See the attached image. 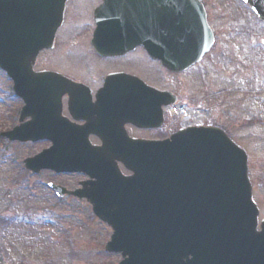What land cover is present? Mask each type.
Listing matches in <instances>:
<instances>
[{
    "label": "water",
    "instance_id": "95a60500",
    "mask_svg": "<svg viewBox=\"0 0 264 264\" xmlns=\"http://www.w3.org/2000/svg\"><path fill=\"white\" fill-rule=\"evenodd\" d=\"M66 1L0 0V69L26 103L34 94H51V100L59 101L63 87L76 86L58 74L33 71L40 52L54 46ZM106 3L105 18L120 28L115 36L128 39L130 47L145 46L172 72L201 61L213 45L206 13L196 0ZM261 5L255 11L264 20ZM143 86L142 99L148 102L141 115L136 106L128 116L140 128L148 126L132 117L160 122L161 106L174 103L171 95ZM29 109L22 111L21 121L33 117L27 114ZM31 124L4 137L28 142L51 133L37 121ZM76 135L61 143L51 138L53 147L25 160L26 169L35 174L77 172L91 178L74 192L50 187L59 197L74 196L92 205L94 214L114 231L106 251L122 254L120 264H264V220L259 231L248 158L225 132L188 129L163 142L128 138L123 147L101 149L90 147L88 132ZM119 164L132 176L124 177Z\"/></svg>",
    "mask_w": 264,
    "mask_h": 264
},
{
    "label": "rangeland",
    "instance_id": "374dc122",
    "mask_svg": "<svg viewBox=\"0 0 264 264\" xmlns=\"http://www.w3.org/2000/svg\"><path fill=\"white\" fill-rule=\"evenodd\" d=\"M206 2L219 36L217 50H221L216 60L218 65L214 64L220 68H212L208 63L205 66L208 70L204 86L210 93L220 92L214 96L220 107H213L214 104L210 103L206 123L223 129L247 152L254 201L262 221L264 48L253 47L254 42L251 44L246 37L235 42L239 28L250 20L249 11L241 0ZM263 36L261 32L256 37ZM251 49L257 53L255 56L252 52L251 57ZM49 59H43L40 68L52 66L63 70L61 56H51L56 62H48ZM162 71H155L160 78L154 86L163 89L174 87L173 80ZM181 95L186 97L187 93ZM18 104L19 100L12 97V82L0 70V134L15 125L13 116ZM180 123L177 120L176 131ZM137 136L157 137L159 134L138 133ZM43 148L41 143L19 145L0 138V264H120V254L105 252L113 232L96 218L92 206L83 200H59L48 188L49 183L68 185L69 178L51 173L35 176L24 170V159L37 155ZM85 179L79 176L81 182Z\"/></svg>",
    "mask_w": 264,
    "mask_h": 264
},
{
    "label": "flooded vegetation",
    "instance_id": "af4514ba",
    "mask_svg": "<svg viewBox=\"0 0 264 264\" xmlns=\"http://www.w3.org/2000/svg\"><path fill=\"white\" fill-rule=\"evenodd\" d=\"M258 1L255 0L252 3L251 0L246 2L241 0V4L249 11L250 20L248 19L247 24L239 28L235 42L240 41L241 37H246V40L251 44L254 42L253 47L264 48L262 45L264 36L259 39L256 37L261 32L264 34V21L260 20L255 13L259 3L264 5V0ZM200 2L206 11L207 22L214 34L215 44L210 53L204 56L200 63L183 72L176 73L167 70L160 62L154 60L145 49V46L130 47L128 39L115 36L120 34V28L117 24L105 18L106 0H67L62 23L56 33L54 47L46 49L40 54L35 72L59 74L71 80L76 86L73 88L63 87L64 92L60 93L59 101L51 100L54 96L51 94L32 95L33 103L27 114L31 113L33 117L29 116L24 121H21L20 114L26 107V103L18 99L15 93H12L13 99L19 100L18 107L14 110L13 122H15V125L12 129L18 125L34 124L37 121V125L41 124L42 129L51 132L42 141L14 144L41 143L44 145L42 150L44 151L53 146L51 138L70 139L71 137H77L76 133L79 132H88L89 135L86 136V139L90 147L96 149L123 147L126 145L125 140L128 138L148 141L166 140L179 129L177 131L175 129L179 119L172 117L168 107H161L163 123L160 129L142 130L136 127V123L129 120V113L135 112V109H129V106H143V103L137 101L144 95L141 82L159 92L172 94L174 103L185 105L189 112L198 113L200 116L205 117L207 121V114L211 110L210 103L214 104L213 107H220L218 102L215 101L216 98H214L220 92L213 91V93H210L208 88L204 86L207 84L205 73L208 70L205 66L208 63L212 68L219 69L220 67L215 65H218L216 60L220 57L221 50H217L219 36L211 19L212 12L210 15L206 0H200ZM257 26H259V29H257ZM113 50L117 53H108ZM216 52L218 54L215 58ZM252 52L254 54L253 49L250 51L251 57ZM55 54L62 57V71L52 68V66L50 68H40L39 65L43 59L50 58L48 62H56V60L51 59V56ZM235 60H238V58ZM58 63L60 64V61ZM236 64H239V62H236ZM155 71H162L167 74L173 80L172 85L174 87L163 89L154 86L160 78V75L156 74ZM155 75L156 77L153 78ZM216 85L218 84L216 83ZM186 93V97L181 95ZM138 111L141 112L142 109ZM134 120H137V124L142 125L154 126L159 123V120L155 118ZM138 133H156L159 136L143 137L137 136ZM78 138H80V134ZM42 173H51L55 176L69 178L71 180L70 184H58L69 190L80 188V175H56L49 171ZM64 199L76 201L74 198ZM2 224L6 225L7 222H2Z\"/></svg>",
    "mask_w": 264,
    "mask_h": 264
},
{
    "label": "bare ground",
    "instance_id": "6f19581e",
    "mask_svg": "<svg viewBox=\"0 0 264 264\" xmlns=\"http://www.w3.org/2000/svg\"><path fill=\"white\" fill-rule=\"evenodd\" d=\"M188 113H190L188 115V118L184 119V122H185L184 125L186 127L193 125L194 123L202 122L203 120H205V117L200 116L198 113H194V112H188Z\"/></svg>",
    "mask_w": 264,
    "mask_h": 264
}]
</instances>
